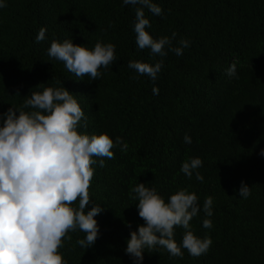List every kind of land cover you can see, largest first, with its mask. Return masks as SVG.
Returning <instances> with one entry per match:
<instances>
[{
  "label": "trees",
  "instance_id": "trees-1",
  "mask_svg": "<svg viewBox=\"0 0 264 264\" xmlns=\"http://www.w3.org/2000/svg\"><path fill=\"white\" fill-rule=\"evenodd\" d=\"M145 9L154 38L189 40L182 56H152L140 50L133 31L135 8L122 0H5L0 8V113L22 108L32 92L65 87L87 117V134L107 133L128 144L104 165H92L90 200L104 209L95 219L99 235L82 248L85 234L69 231L59 249L68 264H133L125 253L130 232L143 224L131 191L155 186L167 201L180 188L213 198L211 228L203 211L190 222L199 237L210 236L207 253L183 257L145 249L143 264H264V0H154ZM41 28L46 38L35 40ZM53 39L94 47L115 45L116 60L96 80L76 77L48 56ZM130 60L163 61L158 78L128 68ZM235 64V76L226 70ZM43 83V84H42ZM42 84V85H40ZM40 85V86H38ZM37 86V87H36ZM153 87L159 89L153 93ZM27 96V97H26ZM28 110V109H24ZM83 123V121H81ZM185 134L192 143H184ZM189 157L203 161L189 179L180 171ZM241 181L251 190L238 195ZM78 203V202H77ZM74 207L76 204L73 205ZM92 205L89 204L90 209ZM130 225V227L128 226ZM184 230L175 229L179 243ZM70 236L71 239L67 237Z\"/></svg>",
  "mask_w": 264,
  "mask_h": 264
},
{
  "label": "clouds",
  "instance_id": "clouds-1",
  "mask_svg": "<svg viewBox=\"0 0 264 264\" xmlns=\"http://www.w3.org/2000/svg\"><path fill=\"white\" fill-rule=\"evenodd\" d=\"M122 3L139 6L135 8L133 31L140 50L149 49L152 56L161 57L170 51L179 57L190 47L191 42L184 38L174 45L176 33L154 38L146 30L151 24L145 9L162 15V8L154 0ZM5 6V0H0V8ZM45 38L46 29L41 28L35 40L39 43ZM47 53L63 62L76 77L88 76L90 80L99 78V69H107L116 60L115 45L102 41L88 48L74 44L72 39H53ZM162 64L163 61L130 60L128 68L155 81ZM226 74L235 76V64ZM158 91L153 87L154 94ZM78 127L87 128V117L73 93L64 86L43 87L42 91L32 92L22 108L11 106L0 113V264H68L59 249L69 231L85 234L77 241L82 248L91 247L97 240L99 226L95 217L104 209L89 195L92 165L97 163L94 157L101 158L99 165L103 167L102 158H113L115 147L127 151L128 144L120 137L114 142L107 133L80 132ZM184 143H192L187 134ZM259 155L264 157V148ZM202 164L201 158L189 157L182 162L180 171L189 179L195 172L196 179L203 181L198 171ZM131 191L143 220L126 240L124 251L133 264H143L145 249L163 248L173 257H183V249L194 257L207 253L212 239L197 236L190 222L203 211L206 218L202 226L212 227L207 218L213 215L211 196L205 198L201 207L199 197L188 188L178 189L167 201L155 186L146 183H138ZM238 195L245 199L251 195L250 187L243 181ZM177 227L184 230L179 243L175 239Z\"/></svg>",
  "mask_w": 264,
  "mask_h": 264
}]
</instances>
